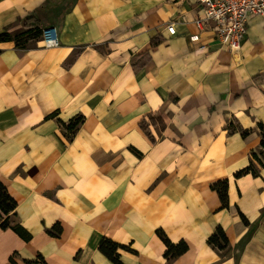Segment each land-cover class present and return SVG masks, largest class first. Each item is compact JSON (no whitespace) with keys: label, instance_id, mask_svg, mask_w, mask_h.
Returning <instances> with one entry per match:
<instances>
[{"label":"crops","instance_id":"1","mask_svg":"<svg viewBox=\"0 0 264 264\" xmlns=\"http://www.w3.org/2000/svg\"><path fill=\"white\" fill-rule=\"evenodd\" d=\"M200 13L0 0V33L58 37L0 42V264H264V18L231 52Z\"/></svg>","mask_w":264,"mask_h":264},{"label":"built area","instance_id":"2","mask_svg":"<svg viewBox=\"0 0 264 264\" xmlns=\"http://www.w3.org/2000/svg\"><path fill=\"white\" fill-rule=\"evenodd\" d=\"M196 4L201 13L193 20V23L199 30L209 27L220 46L231 52L240 49L249 17L259 15L264 18V0H196ZM175 24V21H169L166 24L169 34H175ZM40 30V39L44 47L58 45L54 26H44ZM190 37L196 40L198 34H192Z\"/></svg>","mask_w":264,"mask_h":264},{"label":"trees","instance_id":"3","mask_svg":"<svg viewBox=\"0 0 264 264\" xmlns=\"http://www.w3.org/2000/svg\"><path fill=\"white\" fill-rule=\"evenodd\" d=\"M40 31L41 30L31 33V29L28 28L15 35H11L9 32L4 31L0 33V42L13 40L16 46L24 47L29 40L39 37ZM260 127L262 129V137H263L262 145L264 146V127L263 125H261ZM215 188L217 189V192L222 202L225 203L227 200L226 199V182H219L218 184L215 185ZM15 206H16V202L7 193L5 187L0 183V228L5 229L8 227L9 214L10 212L14 213ZM217 233L221 234V230H218ZM209 242L216 245V234H213L212 236H210ZM105 243H107V245L109 246V252L113 253L114 249L116 248V243L109 241V240H104L100 244L101 250H107V248L105 247ZM168 246H173V245L169 244ZM183 249H185V247H183ZM27 264H46V262L44 261L41 255H38L32 261H28Z\"/></svg>","mask_w":264,"mask_h":264}]
</instances>
